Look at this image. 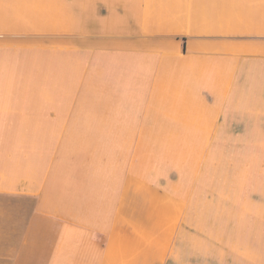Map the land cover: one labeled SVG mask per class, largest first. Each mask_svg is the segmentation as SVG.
Returning <instances> with one entry per match:
<instances>
[{"label":"crops","instance_id":"1","mask_svg":"<svg viewBox=\"0 0 264 264\" xmlns=\"http://www.w3.org/2000/svg\"><path fill=\"white\" fill-rule=\"evenodd\" d=\"M0 264H264V0H0Z\"/></svg>","mask_w":264,"mask_h":264}]
</instances>
